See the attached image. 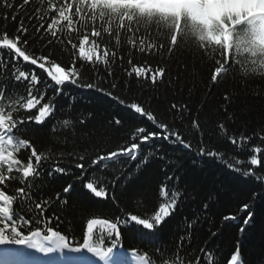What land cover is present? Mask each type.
Segmentation results:
<instances>
[{
	"label": "snow or ice",
	"instance_id": "obj_1",
	"mask_svg": "<svg viewBox=\"0 0 264 264\" xmlns=\"http://www.w3.org/2000/svg\"><path fill=\"white\" fill-rule=\"evenodd\" d=\"M9 25L14 30L9 31ZM146 52L105 45L81 22L75 0H0V106L17 104L15 126L10 132L0 131V157L15 149L12 160L0 158V264H32L26 259L32 252H59L64 264H220V250L211 247V240L193 247L210 202L202 203V211L182 216L180 234L171 247L141 252L138 245H130L129 251L123 238L130 234L154 241L182 215L188 201L195 200L177 174L185 173L186 159L200 170L215 162L236 173V179L264 187V126L252 134H234L235 113L228 104L221 106L222 116L219 110L205 111L203 104L196 114L187 104L175 102L160 111L159 105L167 100L161 90L174 83L171 65L152 68L134 62ZM64 56L69 62H63ZM117 64L128 79L118 78ZM181 70L178 66L177 72ZM210 81L212 87L220 84L215 76ZM134 86L149 92L130 95ZM85 93L90 102L114 104L127 110L131 119L132 114L146 118L150 126L130 125L119 111L102 118L94 110L80 111ZM223 98L232 101L230 94ZM28 126H35L31 136L22 134ZM122 131L126 142L116 143ZM41 134L48 140L43 149L37 146ZM9 137L13 139L6 145ZM166 144L173 152L179 146L180 153L169 154ZM26 151L30 154L25 158ZM238 153H246L247 159ZM158 160L164 162V179L154 185L147 174ZM58 176L69 180L55 189ZM206 199L211 201V196ZM257 200L264 202V191L252 193L251 203L241 208L242 217H223L225 222L242 219L241 237L257 228L264 234ZM97 201L104 202L101 208L89 207ZM109 205H123L121 214L113 218L103 213ZM53 209L78 210L91 217L86 219L82 243L73 246L72 221L61 230L60 217L47 215ZM226 264H253L245 259L241 239ZM255 264H264V252Z\"/></svg>",
	"mask_w": 264,
	"mask_h": 264
},
{
	"label": "trees",
	"instance_id": "obj_2",
	"mask_svg": "<svg viewBox=\"0 0 264 264\" xmlns=\"http://www.w3.org/2000/svg\"><path fill=\"white\" fill-rule=\"evenodd\" d=\"M75 3L77 13L81 16V22L87 24L90 30L94 29L105 45L117 49L122 45L131 46L141 52L148 51L143 56L138 55L134 61L141 66L156 68L161 64L167 66L170 63V76L174 83L166 85V91L161 90L167 96V100L159 105L160 111H165L170 103L175 102L187 104L191 109V114H196L203 104L205 111L219 110L222 116L221 106L228 104L229 111L235 113L234 122L231 124L234 134L238 135L241 132L252 134L264 126V20L260 17L239 23L243 17L239 11H232L230 14L214 13L210 24L204 25L181 7L174 8L170 12H162L152 9L142 10L126 5L110 7L109 5L91 4L83 0H75ZM12 30L14 26L9 25V31ZM122 54L125 57L127 55L126 52ZM62 59L65 63L69 62L67 56ZM178 66L182 69L179 73L177 72ZM115 70L118 78L128 79L119 64L116 65ZM36 71L40 72L39 69ZM43 75L46 76V73ZM177 75L180 77L178 81ZM213 76L219 78L218 86H211L210 77ZM133 82L135 84V78ZM148 92L147 87L141 90L134 86L130 95H147ZM226 93L232 96L231 103L224 100ZM4 107L9 110L5 112ZM79 108L80 111H96L98 118L109 113L116 114L119 111V114L124 116L130 125L150 126L146 118L132 114L135 118L131 119L127 110H119L114 104L109 105L103 100L90 102L87 93L80 100ZM16 111V102L10 104L5 102L3 106H0V131L7 128L10 132L15 126L12 116ZM34 127L28 126V130L22 134L31 136ZM131 130L129 128L127 131ZM12 139L9 137L5 144L7 145ZM124 142H126V132L122 131L117 135L116 143ZM47 143V137L41 134L37 146L43 149ZM225 147L230 146L225 145ZM14 150L7 151L6 156L9 160L13 159ZM165 150L171 155H177L181 151L177 146L173 152L172 146L167 144ZM29 154L26 151L25 158ZM238 155L241 159H247L246 153H238ZM163 163L158 160L147 174L154 185L158 180L162 182L164 179L160 171ZM184 167L185 173L177 174L181 176V185L187 184L189 191L194 192L195 200L188 201L182 215L170 223L154 241L133 238L129 234L123 238V246L131 251L130 245H138L141 252L171 247L176 242L174 237L180 234L182 216H191L193 212H200L202 203L210 202L211 208L204 213L207 218H202L199 239L194 240L193 247L198 244L203 245L205 240H211V247L220 250L218 252L220 264H226L227 256L234 248L236 240L241 239L245 259L255 264L259 254L264 252V234L257 228L248 233L246 237H241L239 227L242 219L225 222L223 217L225 215L242 217L243 204L251 203L252 193L264 191V187L256 181L244 182L243 178L236 179V173L225 169L223 165H216L215 162H209L203 166V170H200L193 167L191 160L186 159ZM68 180V177L58 176L52 187L59 189ZM209 196H211V201L206 199ZM103 203L97 201L89 207L99 209ZM121 208L109 205L102 210L103 213L115 218L121 214ZM255 210L259 222L261 218H264V202L257 200ZM47 215L60 217L61 230L67 229L69 227L67 222L72 221L71 227L75 231L69 236V240L74 242L73 246L75 243H82L81 237L86 219L91 217L82 216L78 210L68 212L53 209ZM53 223L57 222L53 221ZM212 232L223 234L212 237Z\"/></svg>",
	"mask_w": 264,
	"mask_h": 264
},
{
	"label": "rangeland",
	"instance_id": "obj_3",
	"mask_svg": "<svg viewBox=\"0 0 264 264\" xmlns=\"http://www.w3.org/2000/svg\"><path fill=\"white\" fill-rule=\"evenodd\" d=\"M91 4L101 5H133L142 9L152 8L162 11H169L174 6H185L192 10L196 18L206 22L205 14L210 11H247L251 16H264V0H255L256 2L243 5L240 1L229 2L230 0H83Z\"/></svg>",
	"mask_w": 264,
	"mask_h": 264
},
{
	"label": "bare ground",
	"instance_id": "obj_4",
	"mask_svg": "<svg viewBox=\"0 0 264 264\" xmlns=\"http://www.w3.org/2000/svg\"><path fill=\"white\" fill-rule=\"evenodd\" d=\"M234 1V0H233ZM232 0H230L229 2H233ZM235 1H241L243 5H246L248 3H252V2H256L255 0H235ZM260 1V0H259ZM257 3V2H256ZM38 254H36V252H32L31 256H29V261L30 262H34L37 260Z\"/></svg>",
	"mask_w": 264,
	"mask_h": 264
}]
</instances>
